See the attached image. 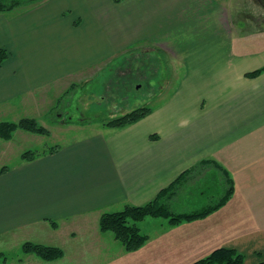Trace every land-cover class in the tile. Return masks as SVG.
Segmentation results:
<instances>
[{
  "label": "crops",
  "instance_id": "obj_1",
  "mask_svg": "<svg viewBox=\"0 0 264 264\" xmlns=\"http://www.w3.org/2000/svg\"><path fill=\"white\" fill-rule=\"evenodd\" d=\"M231 1L42 0L0 13V49L9 52L0 64V120L44 115L69 87L138 43L172 54L181 66L178 82L153 87L146 105L152 111L138 122L104 124L1 172V243L8 236L6 247L29 240L65 251L76 237L106 233L99 228L103 213L143 205L190 170L186 192L211 168L222 187L213 202L228 188L224 173L232 179L225 205L169 224L111 264H169L168 247L182 246L191 247V263L264 237V72L247 75L264 67V29L247 26L240 13L234 25L225 7ZM115 7L124 8L123 38L102 15Z\"/></svg>",
  "mask_w": 264,
  "mask_h": 264
},
{
  "label": "rangeland",
  "instance_id": "obj_2",
  "mask_svg": "<svg viewBox=\"0 0 264 264\" xmlns=\"http://www.w3.org/2000/svg\"><path fill=\"white\" fill-rule=\"evenodd\" d=\"M41 1L33 0V3L29 2L21 6L29 8ZM260 3V0H236L228 2L225 7L233 12L234 25L237 24L235 23L236 15L240 13L238 18H244L247 26L259 23L263 24L261 27L264 29V5ZM124 14L123 7H115L114 10L107 9L102 13L103 17L110 18L109 21L114 24L118 38H123L126 31L121 22L125 18ZM145 45L147 44L138 43L124 50L125 52L118 53L111 62L103 63L104 67L96 77L79 84L77 88L71 90L73 93L64 97L60 96L56 105L47 104L46 107L51 106L44 115L35 114L37 120L48 128L49 135L33 134L24 129H17L12 133L11 139L0 138V169L5 165L12 167L21 162V156L27 150L43 152L50 147L86 137L103 127L102 120L123 114L121 108L134 109L138 105L149 104L152 100L150 93L153 87L163 81L165 83L178 82L176 72L181 66L176 64L172 54H165L162 51L148 52L152 48L151 44L148 47ZM163 47L166 49L165 45ZM56 92L57 90L52 93ZM87 120L89 121L86 122ZM219 180L217 170L211 168L195 183L196 185L189 187L188 191L173 202L172 209L176 212L189 211L217 200L222 194ZM138 226L152 239L157 235L160 236V232L166 230L169 223L164 218L147 217L139 222ZM4 238H6L4 242L9 240L8 236ZM75 239L72 245L67 246L63 258L52 261H45L33 253L24 254L22 244L6 247V243L0 242V251L5 252L8 257L6 263L0 261V264H111L112 258L128 252L110 231L97 234L96 237H93L91 233H86L83 238L77 239L76 237ZM239 245L244 247L239 250L245 257L243 264H256L264 261V237L252 241H241ZM190 249L189 246L168 247L166 256L168 263L192 264L194 261L191 263L187 261L190 258L187 254ZM192 253L193 250L190 254ZM33 260L39 262L36 263Z\"/></svg>",
  "mask_w": 264,
  "mask_h": 264
},
{
  "label": "trees",
  "instance_id": "obj_3",
  "mask_svg": "<svg viewBox=\"0 0 264 264\" xmlns=\"http://www.w3.org/2000/svg\"><path fill=\"white\" fill-rule=\"evenodd\" d=\"M122 0H115V2H121ZM33 3V0H13L11 2L0 0V13H6V11L13 10L19 5ZM9 52L5 49H0V64L4 62L9 56ZM264 72V67L250 72L248 76L260 75ZM85 83V82H84ZM78 85L74 84L69 88L67 92L63 94V97L69 93H73L71 90L77 88ZM152 111L151 107L148 106H139L127 113L117 115L116 117L106 118L101 121L103 125H107L112 128H121L126 127L129 124L136 123L139 119L147 116ZM87 120L86 122H88ZM83 122V123H86ZM17 129H24L30 133H36L40 135H49L50 131L47 127L42 125L37 118L25 116L22 117L19 121H4L0 120V138L11 139L12 133ZM58 149V146H53L47 149L46 151L40 152L38 150H27L25 151L21 158L24 160H33L36 156L47 153L54 152ZM212 164H216L215 161H211ZM210 163V164H211ZM222 167H220L221 169ZM9 169V166L5 165L1 168L0 173ZM222 170V169H221ZM224 171V170H222ZM192 172V171H191ZM188 172L182 173L177 177V180L171 183L169 186L165 187L158 193L153 200L148 201L143 205H126L120 211H108L101 215L99 228L103 232H112L115 239L120 241L125 250L133 252L140 249L146 244L150 237L149 234L143 232L141 227L138 226L139 222H142L147 217H159L168 220L170 225H179V223L191 220L202 219L207 217L214 210L222 207L229 200L234 192V187L232 184V179L229 175L224 173L226 176V183L228 188L224 194L219 198L217 202L213 204H208L202 206L198 209H190L189 211H174L172 209V204L174 201L185 192V185L189 182ZM53 225L56 226L57 223L53 221ZM22 251L24 254L33 253L36 254L39 258L41 257L45 261H52L55 259L63 258L64 249L55 245H47L44 243H36L33 241L24 242L22 245ZM244 255L240 253L239 249L234 247L226 246L216 248L212 253L204 256L203 258L192 262V264H243ZM8 257L0 251V261L6 263ZM256 264H264V261Z\"/></svg>",
  "mask_w": 264,
  "mask_h": 264
},
{
  "label": "flooded vegetation",
  "instance_id": "obj_4",
  "mask_svg": "<svg viewBox=\"0 0 264 264\" xmlns=\"http://www.w3.org/2000/svg\"><path fill=\"white\" fill-rule=\"evenodd\" d=\"M257 1H259V0H257ZM260 2H261L260 3L261 5H264V0H260Z\"/></svg>",
  "mask_w": 264,
  "mask_h": 264
}]
</instances>
